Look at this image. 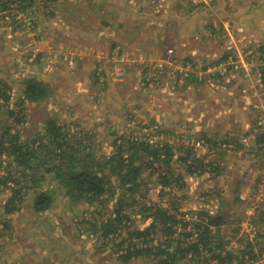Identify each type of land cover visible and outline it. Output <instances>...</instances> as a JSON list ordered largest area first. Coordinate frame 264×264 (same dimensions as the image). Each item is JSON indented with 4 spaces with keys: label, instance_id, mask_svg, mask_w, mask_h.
<instances>
[{
    "label": "rangeland",
    "instance_id": "rangeland-1",
    "mask_svg": "<svg viewBox=\"0 0 264 264\" xmlns=\"http://www.w3.org/2000/svg\"><path fill=\"white\" fill-rule=\"evenodd\" d=\"M262 47L264 0H17L0 12V82L10 88V107L18 110L27 79L54 91L25 102V123L13 132L40 144L41 157L50 120L93 134L99 154H111L122 136L171 145L175 177L184 178L164 195L155 183L146 200L167 208L175 200L186 220H197L192 212L222 214L217 239L239 258L234 264H264V148L256 141L264 132ZM3 109L0 128L15 123ZM197 159L203 174L190 175ZM9 165L0 156V264H123L118 243L101 234L118 193L110 204L72 205L50 174L43 181L54 191L49 211L34 210L37 190H22L18 211L5 214ZM139 195L124 197V213L142 230L150 221ZM97 212L93 232L88 222ZM248 243L255 259L240 258ZM208 257L203 252V264H215Z\"/></svg>",
    "mask_w": 264,
    "mask_h": 264
},
{
    "label": "trees",
    "instance_id": "trees-1",
    "mask_svg": "<svg viewBox=\"0 0 264 264\" xmlns=\"http://www.w3.org/2000/svg\"><path fill=\"white\" fill-rule=\"evenodd\" d=\"M16 1L0 0V12L9 10ZM262 78L264 81V70H262ZM9 90L5 82H0L2 103L0 108L4 107L2 114L9 115L15 121L8 127L0 128V156L10 159L7 170L9 175L4 178L2 185L3 188L12 191V196L5 204V214L18 211L22 201L20 196L22 190H37L34 210L39 214L49 211L54 204V191L45 190L43 181L45 175L54 174L49 180L57 181L72 205L84 204L90 207L95 204H110L118 193V204L116 203L110 218L101 224L103 231L101 234L105 239L112 236V242L118 243L113 245L117 246L114 252L118 261L123 264H129L132 260L140 258L155 260L157 264L183 262L203 264L205 251L209 254L207 260L215 264H234L235 260H239L231 251L224 250L225 244L222 239H217L221 232L220 227L225 223L222 214L212 215L206 211L190 212L192 216L197 217V220H186L189 215L181 212V207L177 206L175 200L170 202L168 208L146 200L152 185L157 184V188L161 187L160 195H164L166 188H172V180H176L178 184L184 178L175 177L174 152L171 145L153 143L147 137L122 136L114 140L111 154H99L94 146L93 134L79 132L77 135L71 133L67 125H61L57 120H50L44 137L39 139L40 142L47 139L43 149L45 155L42 158L38 154L42 152L40 144L36 145L35 141L28 139L23 140L21 132H13V130L25 123V102H43L52 97L54 91L49 85L36 78L27 79L24 99L19 103L18 110H15L10 107ZM256 141L263 149L264 132L258 135ZM221 144V148L227 147L226 143ZM192 157L193 151H188L183 160L187 162ZM181 158L182 156L179 159ZM197 162L196 168L189 170L190 175H196L203 166V160L197 159ZM154 164L157 166L154 167ZM40 171H44V175ZM201 174L203 170L198 173ZM146 175L147 178L154 177V184L145 181ZM9 183H12V186ZM137 194H140L139 197L144 200L139 204L142 206L141 212L145 219L150 221V224L142 230L133 229L132 225L127 223L129 217L124 213L127 209L124 206V197H135ZM97 214L98 212L92 214L93 222H88L93 232L99 227L97 223L100 221L95 220ZM9 227L5 223V228ZM125 229L127 237L119 240ZM215 229L216 233L213 234ZM252 245L248 243L246 248L240 250V258L249 255L250 260L255 259ZM243 262L244 259L237 263Z\"/></svg>",
    "mask_w": 264,
    "mask_h": 264
},
{
    "label": "built area",
    "instance_id": "built-area-1",
    "mask_svg": "<svg viewBox=\"0 0 264 264\" xmlns=\"http://www.w3.org/2000/svg\"><path fill=\"white\" fill-rule=\"evenodd\" d=\"M259 125H262V123H259ZM262 179H263V182H264V177H262Z\"/></svg>",
    "mask_w": 264,
    "mask_h": 264
}]
</instances>
